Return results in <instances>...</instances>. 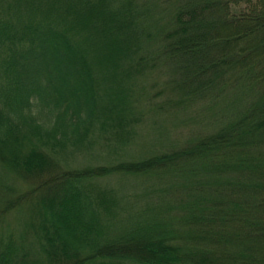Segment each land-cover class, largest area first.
Listing matches in <instances>:
<instances>
[{"label":"trees","instance_id":"16d2710c","mask_svg":"<svg viewBox=\"0 0 264 264\" xmlns=\"http://www.w3.org/2000/svg\"><path fill=\"white\" fill-rule=\"evenodd\" d=\"M194 107L183 143L61 168L128 146L146 108ZM115 175L153 179L149 204L99 183ZM10 177L34 184L0 195V264H264V0H0Z\"/></svg>","mask_w":264,"mask_h":264},{"label":"rangeland","instance_id":"374dc122","mask_svg":"<svg viewBox=\"0 0 264 264\" xmlns=\"http://www.w3.org/2000/svg\"><path fill=\"white\" fill-rule=\"evenodd\" d=\"M144 110L143 120L136 127L133 139L128 146L125 147V144L121 143H113L112 146H107L101 143L87 151L71 148L67 150V155L60 158L61 168H81L84 165L107 164L120 159L138 158L153 152L162 151L179 142L186 141L189 138V134L198 129L206 120L205 111L200 107L175 113L162 110L156 112L150 108ZM200 117L201 119H199ZM99 183L116 188L124 199L125 196L134 199L135 196L140 195L145 190V186L156 184L153 179L133 180L118 175L103 177L99 180ZM33 184V182L21 178L10 177L7 185H10L11 190H6L0 186V195L13 197L18 192L30 189ZM137 197L138 206L149 204L152 200L147 197ZM154 203L156 204L155 201ZM12 220H16L15 216L13 217L12 213L7 214L4 219L0 220V228L12 227L14 225H12Z\"/></svg>","mask_w":264,"mask_h":264}]
</instances>
